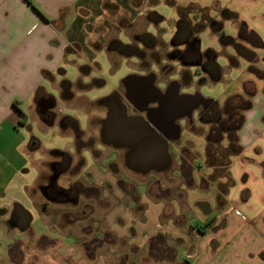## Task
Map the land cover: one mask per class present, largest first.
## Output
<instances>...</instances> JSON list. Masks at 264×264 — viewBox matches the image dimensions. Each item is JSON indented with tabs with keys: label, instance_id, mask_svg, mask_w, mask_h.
<instances>
[{
	"label": "crops",
	"instance_id": "1",
	"mask_svg": "<svg viewBox=\"0 0 264 264\" xmlns=\"http://www.w3.org/2000/svg\"><path fill=\"white\" fill-rule=\"evenodd\" d=\"M132 1L0 0V159L9 165L11 170L6 174L4 169L0 168V223L5 227V223L10 221L14 203L22 205L30 215L28 227L25 229L15 224L7 229H12L14 234L7 242L10 250L19 246L18 242L24 239L26 232H31L36 237L48 236L49 233L50 238H55L52 237L54 225L46 219L43 209H38L33 191L37 190L42 195L40 185L46 181L43 177L50 174L52 164L61 161L60 153L63 151L60 149L63 148L47 147V140L35 135L34 128L37 127L44 134L48 128L58 125L60 132L65 131V135L69 136L67 144L74 146L73 162L84 155L83 150L77 149L72 129L61 126L60 120L70 115L55 109L57 116L54 123H51L43 111L39 110L45 107L47 97L55 98L57 103V97L47 90V85L55 83L61 99L68 105H74L75 100H82L83 96L74 93L75 88L81 84L80 79L66 80L63 69L58 85L54 72L63 67L65 62L76 64V57L83 59V64L78 67H91L97 51L100 50H104L109 58L107 45L112 38L110 35L106 37L107 28L99 32L96 22L109 7L132 11ZM143 1L149 3L151 0ZM213 2L215 4L210 7L216 8L218 12L223 8V17L231 20L235 34L224 33L223 22L208 16L211 29L220 34L222 48L220 51L213 48L202 51L198 45V51L202 56L207 55V51L214 53V61L220 72V77L214 80H222V74L232 67H247L249 74L246 79L241 81L240 87L238 85L226 96L242 95L245 88L253 91L250 96L251 106L245 110L244 120L238 132L240 151L231 158L226 169L229 175H215L214 168L205 163L204 150V157L199 165L188 160L190 169L186 179L180 174L181 153L177 148V157L171 156L176 164L173 176L180 181L177 187L172 189L162 185L165 178L152 179L145 176L151 171L164 174L171 165L164 170H150L147 173L130 169L142 175L122 180L123 183L132 185L133 191H125L123 185L117 182L120 191L114 192L113 199L116 203L110 205L104 214L106 232L124 240L128 245L146 248L145 254L150 238L157 234H161L166 245L173 249L171 256L161 249L157 260H145L143 257V261L136 264H229V247L234 249L235 254L236 249L244 243V231L251 233L252 240V233L257 234V231H260L257 237L262 238L264 243V0H225L223 5L218 0ZM194 5L189 2L187 7L182 9L193 8ZM195 6L204 9L205 11H201L208 15V6ZM105 23L108 26L112 24L107 20ZM121 33L124 31L118 28L114 39L126 44L120 38ZM241 48L242 50H239ZM219 55L226 58L224 66L216 60ZM234 56H237V62L232 59ZM253 56H256L255 60L251 59ZM250 67L255 70H250ZM156 80L154 84L160 88ZM89 103L93 106L90 107ZM95 104V100H84L88 112L85 128L81 127L78 119L70 116L82 130L83 140L93 139V145L89 147V157L80 167L87 166L89 170L95 167L96 156L92 151L96 150L97 132L101 138L102 121L107 113L106 106L103 116L99 114L100 110L93 111ZM133 106L136 109L133 113L144 114L138 111L139 106ZM96 117L101 121L99 129L96 127ZM100 143L110 150H119L123 162L125 161L126 148L116 147L112 142L105 143L102 139ZM174 144L177 143L170 141V147ZM101 149L102 147L100 152ZM191 149L196 153V157L197 154L199 156L197 151ZM111 162L113 161L108 160V163ZM31 175L32 178H29ZM67 176L70 174L60 175L57 185L67 187L61 182ZM95 182L101 185V182ZM112 182L116 183L114 180ZM179 190L181 193L178 194ZM105 195L109 196L107 192ZM106 196L102 198L105 207L108 206ZM69 203L75 204L72 201ZM93 214L94 209L86 214H77L73 221L89 219ZM72 222L67 221V226L71 227ZM91 223L96 234V220L92 219ZM60 237L61 239L56 240L61 248L59 257L53 252L42 250L35 253L34 256L38 259L34 258L31 264L120 263H109L103 255L96 256V244L93 249L87 248L85 244L81 245L83 248L80 250L76 237ZM23 253L22 247L15 249L14 258L17 263L24 259ZM126 257L125 264L129 259Z\"/></svg>",
	"mask_w": 264,
	"mask_h": 264
},
{
	"label": "rangeland",
	"instance_id": "2",
	"mask_svg": "<svg viewBox=\"0 0 264 264\" xmlns=\"http://www.w3.org/2000/svg\"><path fill=\"white\" fill-rule=\"evenodd\" d=\"M174 1L151 0L149 3H144L145 1L143 0H133L132 11H126L117 7H109V9H106L102 15L103 17L96 22V28H98L99 32L107 28L105 31L108 32L106 37L110 35L111 40H116L114 37L117 35V29L121 28L125 34L121 33L120 38L126 43H122L124 45L122 47L123 51L121 53L110 52V59L104 50L97 51L94 57L95 62L91 67H78L83 64V59L81 60L76 57V64L69 61L65 62L63 67L56 69L54 76L57 83L61 79L63 69L66 80L75 81L79 78L81 84L75 88L74 93L83 96L82 100H75L74 105H68L61 99L60 92L55 83L47 85V90L57 97L56 111L78 119L81 127L85 128L87 127L88 116V112L85 109L86 105H84L85 99L95 100L96 107L92 110L95 112L100 110L99 114L103 116L105 105L98 104L99 99L111 94L115 90L122 92V80L128 74H149L151 72L156 74V84L161 89H165L166 85L173 80L179 81L181 83V92L193 93L199 91L202 95L213 98L214 102H216V108H219L221 111L225 99L229 97L226 96L232 93L238 85L240 87L241 81L246 79V75L248 76L247 67H232L222 74V80H214L211 75L204 72L198 66L195 60L197 59V55H199L198 45H200L202 51H205L207 48L220 51L222 48L220 34L211 29V26L208 24V16L222 21L223 32L226 34H235L234 26L230 19L223 17L222 7V11L220 10L219 12L216 8L210 7V5L215 4L213 0ZM218 1L223 5L225 0ZM189 2L200 7L208 6V15L201 11L204 9L195 5L193 8L188 7L182 9L187 7ZM216 4L219 6L218 3ZM106 20L112 23L111 26L105 23ZM185 37L199 39L195 51L196 57L190 53H187V55L183 54L184 49L187 47L183 44ZM239 50H242V48ZM232 59L237 62V56H234ZM251 59L255 60L256 56H253ZM216 60L221 66L226 64V58L223 55L217 56ZM210 66V63L206 64V67ZM252 69L254 68L250 67V70ZM213 75L215 76V73ZM232 103H235V100ZM89 106L92 107L93 105L89 103ZM129 113L132 114L133 112L129 110ZM199 113H201L200 108L192 113L190 119L178 121L181 127L180 137L176 141L177 144L170 147L171 156L174 158L177 157L178 148L180 149V153L186 156L190 163L195 162L197 165L200 164L204 157L205 136L208 131V125L198 120ZM225 117L226 114L222 113L221 118L224 119ZM64 132H60L58 125L48 128L44 134L37 127L34 128L35 135L47 140V147L59 146V148H63L60 150L68 152L73 157V152L75 151L74 146L67 144L69 136L65 135ZM226 144V139H223L222 145ZM101 147L99 156L94 160L95 167L91 168V170L87 166L80 168L81 165L78 163L74 165L76 167L74 172L61 181L68 186L70 183L75 184L76 179L79 180L78 186L80 194L75 204L66 203L64 197L60 198L58 203H50L39 191H33L35 192L38 209H43V212L46 214V219L54 225L52 227V237H55L54 239L50 238L49 233L48 236L42 235L36 237L31 232H26L24 239L18 242V247L23 248L25 257L21 263H17L14 252L18 247H12L10 250L7 246V242L14 235L11 232L12 229L10 231L7 230L8 228H12V224L9 221L3 227L0 223V264H31L34 258L38 259L37 256H34L35 253H39L42 250L53 252L54 255L59 257L61 248L56 243V240L61 239L60 236L62 235L76 237L80 250L83 248V246L81 248V245L85 244L87 248L93 249V246L96 244V256L98 254L103 255L108 262L116 261L119 263L125 255L136 262L143 261L146 248H141L137 245H128L124 240L106 232L107 226L103 220L104 214L109 206L116 203L113 199L114 192L120 191L119 187H117V182L123 185L125 191H133V186L123 183V179L130 180V178L142 177V175L134 173L125 167L119 150H110L107 147ZM191 148L197 151L199 156L197 154L196 157V153L191 151ZM82 154L86 158L89 157L85 151H82ZM108 160H112L113 162L108 163ZM74 163H77V160ZM206 165L209 166L208 163ZM0 166L6 174L11 171L9 165H6L1 159ZM175 166L176 164L172 159L171 166L164 174L151 171L145 174V176L152 179L155 177H159L160 179L165 178V183H162V185L173 189L180 182L173 176ZM214 174L224 176L228 172L224 166L219 171L214 169ZM29 178H32V175ZM111 179L112 181H116V183L110 181ZM95 181L101 182V185L96 184ZM180 190L178 194L181 193ZM106 192L109 196L105 195ZM32 196L34 195L32 194ZM105 196L108 199L107 207L103 205L104 200L102 198ZM92 209H94L95 214L90 216L89 219H82L83 221L79 222L73 221L77 218V214H86L87 211ZM92 219L96 220V234L93 232L94 228L90 225L92 224ZM67 221H73L71 227L67 226ZM90 229L92 231H88ZM87 232L89 234L86 235ZM257 232L261 233L260 231ZM258 233H252V240L250 237L251 233L244 231V243H242L243 245L240 248L236 249L235 254H233L234 249L229 247V264H232V262H238V264H264V247H262L264 243L262 238L257 237ZM51 243L52 245H50ZM54 244L55 246H53ZM98 246L101 247L98 248ZM112 256L114 257L113 259L111 258Z\"/></svg>",
	"mask_w": 264,
	"mask_h": 264
},
{
	"label": "water",
	"instance_id": "3",
	"mask_svg": "<svg viewBox=\"0 0 264 264\" xmlns=\"http://www.w3.org/2000/svg\"><path fill=\"white\" fill-rule=\"evenodd\" d=\"M155 80L153 72L146 75L128 74L122 80L126 88V102L120 100V93L116 91L100 99V103L107 108L102 121V141L126 148V167L141 173L168 168L172 163L170 141L177 140L181 132L177 121L191 117L200 105L205 108L214 102L213 98L198 91L180 92L179 81H171L161 90L154 84ZM133 97L143 99V104L138 107L139 112H144L143 115L128 113V103L134 105Z\"/></svg>",
	"mask_w": 264,
	"mask_h": 264
},
{
	"label": "trees",
	"instance_id": "4",
	"mask_svg": "<svg viewBox=\"0 0 264 264\" xmlns=\"http://www.w3.org/2000/svg\"><path fill=\"white\" fill-rule=\"evenodd\" d=\"M122 47L124 45L120 42L110 40L107 45V50L109 52L121 53L123 51ZM206 54L208 56L207 64L210 63L211 66L202 67V69L211 75L212 78L217 79L220 72L214 61L215 55L210 51H207ZM214 73L215 76L213 75ZM252 92V89L245 88L242 95L233 94L229 96L225 99L221 111L219 108H216V102H214L199 116V121L208 125L207 135L205 136V163H208L209 166H212L217 171L224 166L227 169L232 156L240 151L238 132L244 120V112L251 106L250 96ZM234 100L235 103H232ZM222 113L226 114L224 119L221 118ZM223 139H226V145H222ZM187 162L188 158L181 154L180 171L186 179L189 177V165ZM29 221L30 215L28 211L19 203H14L10 223L25 229L28 227ZM164 239L161 234L154 235L150 238L147 252L144 256L145 260H157L160 256L161 249L167 251L168 256L173 254V249L166 245ZM126 259L127 257L124 256L119 264H125ZM127 264H136V261L128 259Z\"/></svg>",
	"mask_w": 264,
	"mask_h": 264
},
{
	"label": "flooded vegetation",
	"instance_id": "5",
	"mask_svg": "<svg viewBox=\"0 0 264 264\" xmlns=\"http://www.w3.org/2000/svg\"><path fill=\"white\" fill-rule=\"evenodd\" d=\"M183 41H184V44L187 46L184 49L183 54L187 55V53H190L191 55L196 57L195 51L197 49V43L199 42L198 38H191L190 39V38L185 37ZM195 61L198 63V66L200 68L206 67V64L208 63V56L207 55L202 56L199 53V55H197V59ZM115 91L120 93V100L126 102V99L124 96L126 93V88L123 86L122 92H120L118 90H115ZM133 101H134V104L136 106H141L143 104V99H140V98L133 97ZM98 104H101L100 99L98 100ZM212 104H210L209 106H207L205 108L203 105H200L196 109L200 108V112L202 113L203 111L208 109ZM44 105H45V107L44 108L41 107L39 110L41 112L43 111V114L47 117V119H49V121L51 123H54V120L57 116V113L55 112V108L57 105L55 98L47 97ZM95 106H96V104H95ZM128 107H129V110H131L132 112L136 111L135 107L133 105H130L129 103H128ZM201 113H199V116L201 115ZM184 119L188 120V119H190V117H183V118H180L178 121L184 120ZM95 120H96V127L99 129L100 122H101L100 118L96 117ZM198 120H199V118H198ZM60 123H61L62 128H65V129L71 128L72 129V131L74 133V138L76 140V144L78 147L77 149L79 151L83 150L89 154V151H90L89 147H92L93 139L89 138L87 140H83L82 130L78 128V124L74 120V118H72L70 116L63 117L60 120ZM177 140L173 141V143H176ZM100 141H101L100 134H98V132H97V134H96V150L93 149V151H92L93 155L96 157L99 156V154H100V147H101ZM60 155H61V161L52 164V170H51L50 174L47 175L46 177H43L46 179V181H45V183L40 185V190L42 191V195L44 196V198L51 200V201H54L56 203H58V200L60 198H63V197L65 198L66 203H68L69 201L76 203L78 201V195L80 194L79 186H78L79 181H76L75 184L70 183L67 187H61V186L57 185V179L62 174L63 175L64 174L69 175L72 172H74V170L76 169V167H74V165H77L79 163L82 166L87 158L85 155H81V157H79V159L77 160V163H74L73 157L68 152H61Z\"/></svg>",
	"mask_w": 264,
	"mask_h": 264
}]
</instances>
